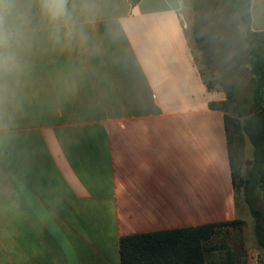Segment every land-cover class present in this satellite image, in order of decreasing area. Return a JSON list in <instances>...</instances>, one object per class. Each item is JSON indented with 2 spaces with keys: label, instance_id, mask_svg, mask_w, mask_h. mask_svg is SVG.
<instances>
[{
  "label": "crops",
  "instance_id": "crops-1",
  "mask_svg": "<svg viewBox=\"0 0 264 264\" xmlns=\"http://www.w3.org/2000/svg\"><path fill=\"white\" fill-rule=\"evenodd\" d=\"M100 4L88 50L40 34L0 111V264H120L125 236L245 223L183 0ZM249 15L264 32V0Z\"/></svg>",
  "mask_w": 264,
  "mask_h": 264
},
{
  "label": "rangeland",
  "instance_id": "rangeland-1",
  "mask_svg": "<svg viewBox=\"0 0 264 264\" xmlns=\"http://www.w3.org/2000/svg\"><path fill=\"white\" fill-rule=\"evenodd\" d=\"M181 15L188 40L187 55L204 81L210 88L224 93L229 91V85L235 86L237 100L248 107L252 102L253 86L249 58L244 29L231 0H183ZM234 121L237 129L231 127L230 130L241 145L234 182L235 195L241 203L244 199L248 200L249 207L246 210L243 206L246 220L243 227H236L238 231L235 228L218 229L213 244L219 249L212 258L227 262L236 258L240 264H250L249 253L252 251L264 259V247L260 245L264 241V198L254 180L248 185L244 183L251 168L253 146L241 131L244 117H236ZM250 206L258 211V218L250 212Z\"/></svg>",
  "mask_w": 264,
  "mask_h": 264
},
{
  "label": "trees",
  "instance_id": "trees-1",
  "mask_svg": "<svg viewBox=\"0 0 264 264\" xmlns=\"http://www.w3.org/2000/svg\"><path fill=\"white\" fill-rule=\"evenodd\" d=\"M140 0H132L136 4ZM252 0H231L244 29L245 46L248 52V67L252 81V102L245 107L235 96V86L229 85L225 100L210 102L208 107L224 113L226 144L233 182L241 155V145L236 142L231 127L236 117H244L241 131L253 146V159L245 185L251 180L257 184L264 198V32L251 30L250 6ZM230 114H233L231 116ZM232 130V132H233ZM248 201V200H247ZM249 203V202H248ZM250 212L258 218L259 213L250 206ZM244 225L233 220L175 230L125 236L119 240L120 264H240L239 259L229 262L212 258L219 249L214 237L220 228L233 229ZM264 247V241L260 242Z\"/></svg>",
  "mask_w": 264,
  "mask_h": 264
},
{
  "label": "clouds",
  "instance_id": "clouds-1",
  "mask_svg": "<svg viewBox=\"0 0 264 264\" xmlns=\"http://www.w3.org/2000/svg\"><path fill=\"white\" fill-rule=\"evenodd\" d=\"M100 0H0V111L16 99L40 34L53 48L88 50Z\"/></svg>",
  "mask_w": 264,
  "mask_h": 264
},
{
  "label": "built area",
  "instance_id": "built-area-1",
  "mask_svg": "<svg viewBox=\"0 0 264 264\" xmlns=\"http://www.w3.org/2000/svg\"><path fill=\"white\" fill-rule=\"evenodd\" d=\"M249 259L251 264H264V259L255 251L249 253Z\"/></svg>",
  "mask_w": 264,
  "mask_h": 264
}]
</instances>
